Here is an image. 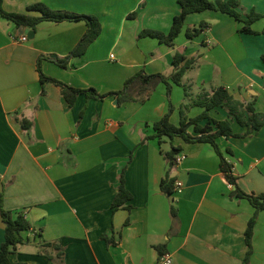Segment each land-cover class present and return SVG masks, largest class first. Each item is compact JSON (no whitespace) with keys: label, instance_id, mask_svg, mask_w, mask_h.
Segmentation results:
<instances>
[{"label":"crops","instance_id":"1","mask_svg":"<svg viewBox=\"0 0 264 264\" xmlns=\"http://www.w3.org/2000/svg\"><path fill=\"white\" fill-rule=\"evenodd\" d=\"M238 1L242 18L250 11L264 15V0ZM34 3L94 15L102 30L82 56L61 67L56 60L77 44L86 30L84 21H43L32 29L0 16V193L3 208L22 211L30 224L10 264H158L164 254L172 264H240L254 208L233 195L235 187L226 181L213 147L180 137L169 143L162 138L159 145L149 138L153 123L168 109L165 84L135 81L126 91L129 100L79 94L69 106L59 86L41 84L36 64L43 57L45 76L106 94L121 91L140 71L169 76L173 56L181 52L193 64L179 84L170 81L169 122L177 126L181 110L187 118L198 116L204 109L193 101L218 86L264 113V34L241 33L242 23L207 10L187 16L173 47L138 38L144 29L168 32L179 13L176 0H3L2 7L39 16L27 11ZM203 22L207 26L199 35L185 36L186 29ZM251 28L264 29V17ZM24 34L27 41H19ZM209 116L228 119L222 107ZM230 125L238 134L246 130L234 120ZM188 132L196 135L192 127ZM217 143L238 187L264 193V126L244 137L221 136ZM171 146L185 159L170 168L163 154ZM123 168L131 208L113 211ZM166 176L181 183V192L161 190ZM3 239L0 218V245ZM41 240L56 246L41 248ZM156 246L163 247L162 255ZM252 248L250 264H264V211L257 214Z\"/></svg>","mask_w":264,"mask_h":264},{"label":"trees","instance_id":"2","mask_svg":"<svg viewBox=\"0 0 264 264\" xmlns=\"http://www.w3.org/2000/svg\"><path fill=\"white\" fill-rule=\"evenodd\" d=\"M179 6V13L173 17L169 31L164 33L161 31L144 29L139 32L138 38L151 37L156 39L158 42L163 43L169 47L174 46L175 38L181 33L184 26L185 20L188 15L193 13H200L207 10L219 11L221 13L227 14L234 18L237 22L242 23L239 28V32L245 34H264V29L260 32L254 31L251 26L252 24L259 20L264 15L250 11L249 14L242 18L241 14L238 12L239 1L238 0H226L217 1L216 3L210 0H176ZM3 0H0V16L6 20L11 21L16 26H24L35 29L36 26L43 21L52 22H63V21H84L86 25V30L81 36L77 44L73 49L62 59H57L56 62L59 66L65 67L68 61L72 57L82 56L87 50L88 46L93 43L101 33L102 26L98 17L94 15L79 14L71 11L64 10H52L43 3H34L27 7L28 12H39V16L30 15L28 13H14L7 12L2 7ZM206 23H200L197 28L186 29L185 36L190 39L200 34ZM43 57L37 59V71L39 74V79L41 84L44 82H53L61 88L63 97L67 101L69 106H72L76 97L79 94H84L87 99H103L107 96H116L118 103L129 100L130 98L126 96V91L129 86L135 82L139 81L142 85L152 84L154 82H161L166 86V95L168 97V109L165 115L158 121L154 122L152 125L153 134L149 137L151 139H156L158 144H161V139L163 137L169 138L171 141L175 137H180L185 142L196 143L203 142L210 144L215 153L219 156L220 162L219 166L224 174L226 181L235 187L233 195L237 198L246 199L250 205L254 208L252 216L248 219L246 228L244 230V242L246 246L245 255L240 262V264H250L251 256L253 253L252 241L253 232L257 220V214L259 211H264V193H246L242 191L237 185V177L232 174V165L229 164L220 150L217 139L221 136L229 137H244L251 135L252 133L260 130L264 126V113H259L255 111L254 102L243 103L237 99H234L228 92V89L224 86L215 87L212 90V94H200L197 99L193 101V104L203 107L201 114L194 118H187L184 115V111L180 112V121L177 126L169 122V117L172 113V105L170 102V92L172 81L175 84H179L185 71L189 69L193 64V59L185 60V56L181 52H176L172 59L173 72L169 76H164L162 74H145L140 71L127 79L124 83V87L121 91L109 92L106 94H99L94 88L88 89H76L70 87L62 82L56 81L49 78L43 74L40 68V62ZM264 59V56H262ZM185 60V61H184ZM184 64L180 66L181 62ZM186 90V89H185ZM42 92H44L42 90ZM186 92V91H185ZM218 107L224 108L228 113V119L216 120L209 116V112ZM206 120V124L201 126L199 123ZM230 120H234L240 126L246 128L243 134L235 133L230 125ZM189 127H192L193 132L196 135H191L188 132ZM180 152L178 147L171 146V149L163 154L165 160L167 161L169 167L175 165L174 160L176 155ZM230 152V151H229ZM131 160V157H130ZM123 168L119 174L118 180V191L115 194L111 209L113 211L125 207L130 209L129 201L132 195L125 187L124 171ZM161 190L171 195L174 192V178H169L166 176L160 183ZM2 196L0 193V218L4 224V239L0 245V264H10L9 256L17 249V246L24 244L27 238L24 237V232L30 230V224L26 220L22 211L5 210L2 206ZM169 214L171 218L176 217V209L170 206ZM107 243H113L103 236ZM41 248L55 247L53 243L41 240L39 244ZM156 250L160 255L163 254V247L156 246ZM60 251V248L57 247ZM14 264H26L24 262H16Z\"/></svg>","mask_w":264,"mask_h":264},{"label":"built area","instance_id":"3","mask_svg":"<svg viewBox=\"0 0 264 264\" xmlns=\"http://www.w3.org/2000/svg\"><path fill=\"white\" fill-rule=\"evenodd\" d=\"M19 41L25 42L27 41V36L24 34L18 38ZM185 159L184 155H178L175 157L174 163L175 165H178ZM174 192H181V183L176 182L174 184ZM158 264H172V259L168 254H164L159 258Z\"/></svg>","mask_w":264,"mask_h":264},{"label":"rangeland","instance_id":"4","mask_svg":"<svg viewBox=\"0 0 264 264\" xmlns=\"http://www.w3.org/2000/svg\"><path fill=\"white\" fill-rule=\"evenodd\" d=\"M163 141H166V142H168L169 143V138H167V137H163Z\"/></svg>","mask_w":264,"mask_h":264},{"label":"water","instance_id":"5","mask_svg":"<svg viewBox=\"0 0 264 264\" xmlns=\"http://www.w3.org/2000/svg\"><path fill=\"white\" fill-rule=\"evenodd\" d=\"M33 36V32H31L29 35H28V38H31Z\"/></svg>","mask_w":264,"mask_h":264}]
</instances>
